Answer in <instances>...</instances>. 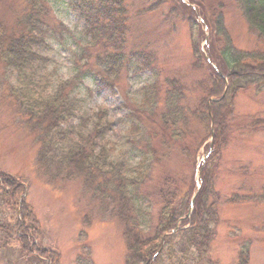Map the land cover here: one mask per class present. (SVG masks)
<instances>
[{
	"label": "rangeland",
	"instance_id": "374dc122",
	"mask_svg": "<svg viewBox=\"0 0 264 264\" xmlns=\"http://www.w3.org/2000/svg\"><path fill=\"white\" fill-rule=\"evenodd\" d=\"M34 1V8L41 14L47 12L48 17L50 14L57 27L51 31L53 37L47 39L41 51L42 69L36 73L37 89L41 91L45 88V93H53L61 82L69 81L77 74V60L87 39L83 34V24L72 12L69 0ZM128 1L135 5L128 47L152 51L157 70L148 69L137 74L133 70L124 71L113 87L104 83L101 87L92 79H85L71 95L78 100L76 115L80 118L75 119L74 124L82 123L79 127L83 132L93 128L95 117L101 109H105L109 128L104 138L97 139V145L106 146L113 158L125 160L129 177L139 181L138 189H133L134 201L142 227L148 233L149 224L156 219L160 209V201L153 192L161 182V176L171 173L185 177L196 196L202 188V167L212 151L208 144L214 139L203 140L192 160L172 148L176 146V141L170 140L172 147L167 150L159 141L151 140L152 135L149 134L159 132L158 120L165 111L161 102L165 81L167 77H177L189 87L205 72L211 73V66L219 68L212 62V47L206 46L203 40V33L207 38L209 34L199 14L197 22L200 24L195 37L201 41L207 63L202 64L204 70L192 71V34L187 18L198 10V5L182 0L190 6L182 9L178 0H165L161 7L136 15L137 10L143 8L142 3L147 9L160 0ZM209 1L216 3L221 0ZM224 1L227 4V28L236 46L242 50H264V43L255 40V35L248 32L247 23L236 8L235 0ZM172 9L174 14L170 13ZM27 11H31L27 0H0V27L9 33L11 28L20 31L22 27L17 26V19ZM60 25L67 27L68 31L60 29ZM18 81L19 75L0 54V172L12 177V184L20 187L15 197L9 191L0 189V224L10 229L0 230V240L2 242L3 238L7 244L0 243V264H38L33 259L38 253L28 255L30 253L22 250L21 242L16 240L20 237L13 229L17 222L18 226L33 223L36 228L35 244L49 254L59 255V264H125L127 246L124 226L103 205L95 203L86 182L74 177L50 184L38 167L40 144L36 140V131L29 128V117L21 106L24 95L20 94L22 89L27 88ZM154 87L160 93L149 103ZM200 95L199 92H189L188 103L194 105ZM235 98L234 113L227 128L228 143L222 150L216 172L215 198H219L216 233L208 255L201 261H185V264H208L209 259L212 261L209 264H239L243 249L250 252L249 264H264V201H232L234 196H259L264 193V89L250 87L240 91ZM192 126H195V136L187 138L190 142L196 137L201 141L207 134L205 126L197 127L196 123ZM149 140L157 150L158 159L149 148H145ZM186 188L190 190L189 185ZM24 202L30 206L27 208L31 213L29 219L21 215V210L25 209L22 207ZM175 248L174 259L168 255L170 248H167L163 264H183L177 261L180 248ZM48 256L44 254L40 259L45 258V264H51L53 260Z\"/></svg>",
	"mask_w": 264,
	"mask_h": 264
},
{
	"label": "trees",
	"instance_id": "16d2710c",
	"mask_svg": "<svg viewBox=\"0 0 264 264\" xmlns=\"http://www.w3.org/2000/svg\"><path fill=\"white\" fill-rule=\"evenodd\" d=\"M27 2L31 11L23 13L17 19V26L22 27L20 31L11 28L9 33L0 27V54L19 75L18 83L27 88L22 89L23 93L20 94L24 95L21 96V106L29 117V128L36 131V140L40 144L38 167L45 174L48 183H60L62 178L74 177L86 182L95 203L103 205L124 226L123 235L127 246L125 264H163L167 248H170L168 255L174 259L176 246L180 248L177 261L185 264V261L194 263L203 260L208 255L219 223V198H215L216 172L222 150L228 143L227 128L229 118L234 113V100L244 89L255 86L264 89V50H242L236 46L227 28V4L224 0L216 3L209 0H188L191 4L198 5V10L193 11L195 15L192 13L187 18L192 34V71L204 70L202 64L207 63L201 41L195 37L200 24L197 22L199 14L209 34L207 38L204 32L203 40L206 41V46L212 47L210 56L219 70L211 66V73L205 72L200 80L192 82L189 87L180 78L167 77L161 101L165 111L158 120L159 132L152 131L149 135H152L151 140L159 141L167 150L172 147L169 145L170 140L176 141V146L172 148L186 159L192 160L202 141L214 137L211 144H208L212 151L204 166L202 164V188L195 197L194 211L190 217L191 198L195 192L190 188V181L171 173L161 176V182L153 192L160 201V209L156 219L150 222L147 233L142 227L133 195V189H138L139 181L129 177L125 160L113 158L106 146L97 145V139L104 138L109 128L105 109H101L95 117L97 119L93 122V128L89 132H83L79 127L82 123L74 124V120L79 118L76 115L78 100L71 95L85 79H92L101 87L102 83L113 87L124 71L133 70L137 74L148 69L157 70L152 51L128 47L135 5L128 0H69L72 12L83 24L87 42L77 60L79 68L74 78L61 82L55 92L45 93V88L41 91L37 89L36 73L42 69L41 51L48 42L47 39L53 37L50 35L51 31H55L57 27L50 14L48 17L47 12L41 14V11L34 8V0ZM165 2L160 0L147 9L142 3L143 8L137 10L136 15L142 14L144 10L153 11ZM178 2L182 9L190 8L182 0ZM235 4L247 23L248 32L255 35V40L264 43V0H235ZM170 13L174 14L175 10L172 9ZM60 29L68 31L62 25ZM48 46L47 44L46 47ZM152 92V97H148L149 103L150 99H157L160 93L155 87ZM189 92L201 94L194 105L188 103ZM193 123L197 127L205 126L207 134L201 141L198 137L192 142L187 138L189 135V138L195 136ZM151 143L153 142L149 140L145 148H149L158 159L157 150ZM153 154L149 156L152 157ZM12 183V177L0 172V189L9 191L15 197L19 194L20 187ZM188 185L190 190L186 188ZM250 200L264 201V193L249 197L238 195L232 199L234 203ZM22 207L25 209L21 210V215L31 218L30 211H27L30 206L24 202ZM18 225L19 222L13 229L20 236L16 240L21 242L22 250L30 253L25 252L28 255L38 253L39 257L33 259L38 264H45V258L40 259V256H48L49 252L35 244V225ZM0 230L10 229L1 223ZM0 243L7 245L3 238ZM48 257L53 260L51 264H59V255L56 253H51ZM249 260L250 252L241 250L239 264H249ZM207 262L212 263L210 259Z\"/></svg>",
	"mask_w": 264,
	"mask_h": 264
}]
</instances>
